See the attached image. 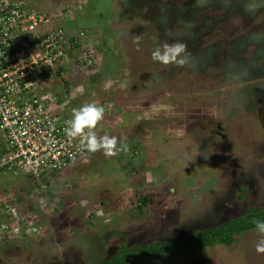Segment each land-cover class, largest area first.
<instances>
[{
  "label": "rangeland",
  "instance_id": "374dc122",
  "mask_svg": "<svg viewBox=\"0 0 264 264\" xmlns=\"http://www.w3.org/2000/svg\"><path fill=\"white\" fill-rule=\"evenodd\" d=\"M32 5L63 19L70 36L84 28L80 53H68L61 76H52V85L65 78L56 89H68L70 119L73 109L96 102L105 108L97 135L115 136L128 150L82 152L50 175L43 193L24 171L2 173L0 204L15 202L39 227L22 237L0 234V264H90L118 243L173 240L249 204L264 207V0ZM174 42L187 45L184 67L151 59ZM78 53L81 60L91 54V69L79 65ZM40 194L49 201L39 203ZM261 239L250 229L230 246H193L166 262L130 264H264Z\"/></svg>",
  "mask_w": 264,
  "mask_h": 264
},
{
  "label": "built area",
  "instance_id": "2783aa9c",
  "mask_svg": "<svg viewBox=\"0 0 264 264\" xmlns=\"http://www.w3.org/2000/svg\"><path fill=\"white\" fill-rule=\"evenodd\" d=\"M32 2L0 0V175L24 171L42 192L52 181L50 175L82 154L79 140L65 131L70 114L63 97H68L65 89H56L65 78L52 85V76H61L62 65L71 58L68 53L78 50L72 49V40L83 31L68 35L63 19ZM80 56L76 54L79 65ZM37 197L39 203L49 201L48 195ZM38 227L33 214L15 202L0 204L2 238L32 234Z\"/></svg>",
  "mask_w": 264,
  "mask_h": 264
},
{
  "label": "trees",
  "instance_id": "16d2710c",
  "mask_svg": "<svg viewBox=\"0 0 264 264\" xmlns=\"http://www.w3.org/2000/svg\"><path fill=\"white\" fill-rule=\"evenodd\" d=\"M156 5L158 4L156 3ZM82 31L84 35V28ZM80 39L81 37L79 36L73 38L71 44L72 49L79 50ZM82 52L84 51L82 50ZM70 56L72 57V54ZM83 57L85 59L80 60V64H82L81 62L89 63L87 69H91V65H94L91 54ZM65 93L68 95V89H65ZM240 189H242L241 186L239 187ZM137 201L143 204L146 201V197H137ZM253 220L264 221V207L249 204L234 217L227 218L212 225L203 226L197 230L189 231L186 235L173 240L150 241L135 246L118 243L112 255L90 264H130L135 259H143L148 262H166L169 259L187 254L193 246L198 248L210 247L214 244L230 246L242 232L256 229Z\"/></svg>",
  "mask_w": 264,
  "mask_h": 264
},
{
  "label": "clouds",
  "instance_id": "9594fccd",
  "mask_svg": "<svg viewBox=\"0 0 264 264\" xmlns=\"http://www.w3.org/2000/svg\"><path fill=\"white\" fill-rule=\"evenodd\" d=\"M138 43V40L136 41ZM190 53L187 45L183 42L164 43L162 47H157L151 53L154 62L167 67L174 65L184 67L188 63ZM105 118V108L96 102L83 104L72 111V118L67 122L66 135L72 140H79L81 150L85 153L102 152L107 157L118 154L119 151H127L126 143L119 141L117 137L110 135L98 136L95 129ZM118 143L120 147L118 148ZM256 230L264 235V221L253 220ZM258 253H264V239L256 245Z\"/></svg>",
  "mask_w": 264,
  "mask_h": 264
}]
</instances>
